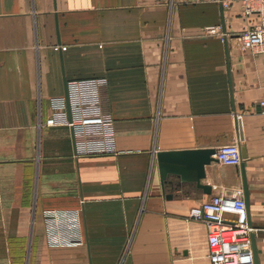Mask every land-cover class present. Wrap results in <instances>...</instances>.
<instances>
[{
  "label": "crops",
  "instance_id": "obj_1",
  "mask_svg": "<svg viewBox=\"0 0 264 264\" xmlns=\"http://www.w3.org/2000/svg\"><path fill=\"white\" fill-rule=\"evenodd\" d=\"M216 24L225 36L204 33ZM247 26L239 0H0V253H27L26 264H208L204 225L184 219L241 188L238 165L205 164L209 193L174 178L162 192L154 151L236 142L264 264V52L240 47ZM91 76L106 78L100 107L116 154L74 156L68 127L43 123L63 79ZM47 208L77 210L81 245L46 244Z\"/></svg>",
  "mask_w": 264,
  "mask_h": 264
},
{
  "label": "built area",
  "instance_id": "obj_2",
  "mask_svg": "<svg viewBox=\"0 0 264 264\" xmlns=\"http://www.w3.org/2000/svg\"><path fill=\"white\" fill-rule=\"evenodd\" d=\"M226 6L229 0H210ZM240 15L248 26L237 36L240 47L251 52H264V0H239ZM205 34L226 35L220 25H209ZM104 76L72 77L65 80L66 96H50L45 125L68 127L74 156L116 154L113 119L100 107L99 89ZM264 106V100L260 101ZM264 113V108L262 109ZM225 165H238L241 160L236 142L221 143L212 154ZM76 209L47 208L42 211L45 242L51 247H74L83 243L79 234ZM198 220L206 229L205 257L208 264H254L250 234L254 228L246 222V205L242 189L232 193H212L188 208L184 221Z\"/></svg>",
  "mask_w": 264,
  "mask_h": 264
},
{
  "label": "water",
  "instance_id": "obj_3",
  "mask_svg": "<svg viewBox=\"0 0 264 264\" xmlns=\"http://www.w3.org/2000/svg\"><path fill=\"white\" fill-rule=\"evenodd\" d=\"M63 95L66 96L65 79H63ZM239 138H242L240 126L238 122ZM240 156L244 157V148L240 147ZM214 147H195L181 149H158L154 151V157L160 181L161 190L163 192L164 183H168L174 178V185L189 182L203 193L210 192V185L202 183L204 177V165L216 158L212 155ZM238 170L241 178V189L244 202H247V191L245 186L243 162L238 163ZM170 196L169 193L166 194ZM251 251H253L254 264H258V257L254 243L253 233L250 234Z\"/></svg>",
  "mask_w": 264,
  "mask_h": 264
},
{
  "label": "rangeland",
  "instance_id": "obj_4",
  "mask_svg": "<svg viewBox=\"0 0 264 264\" xmlns=\"http://www.w3.org/2000/svg\"><path fill=\"white\" fill-rule=\"evenodd\" d=\"M15 256V257H14ZM7 260H10L9 264H26L28 261V254H12L7 252L0 253V264H7Z\"/></svg>",
  "mask_w": 264,
  "mask_h": 264
}]
</instances>
